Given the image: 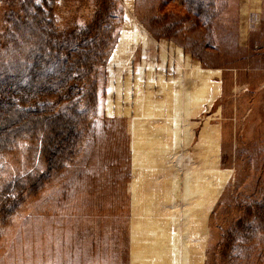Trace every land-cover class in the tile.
<instances>
[{
  "label": "rangeland",
  "instance_id": "1",
  "mask_svg": "<svg viewBox=\"0 0 264 264\" xmlns=\"http://www.w3.org/2000/svg\"><path fill=\"white\" fill-rule=\"evenodd\" d=\"M201 74L222 92L193 114ZM6 95L0 264H264L233 233L264 214V0H0ZM51 114L79 138L41 183Z\"/></svg>",
  "mask_w": 264,
  "mask_h": 264
},
{
  "label": "trees",
  "instance_id": "2",
  "mask_svg": "<svg viewBox=\"0 0 264 264\" xmlns=\"http://www.w3.org/2000/svg\"><path fill=\"white\" fill-rule=\"evenodd\" d=\"M8 95L5 98L0 97V141L9 140L10 137L13 136V133L16 132V126L20 122L18 119H15V116L19 114L20 111H16L13 108L11 109V104L9 99H7ZM50 119H48L49 132L45 138L44 143V158L46 161V170L42 175H37L38 182H44L47 180L52 172L57 170L62 163L64 162V154L69 153L68 156L75 153L77 147V141L79 138V130L78 123L79 119L77 118H66L65 121L60 119V116L55 114L50 115ZM47 126V125H46ZM32 186H35L31 183ZM30 185V186H31ZM262 212V211H261ZM264 212V209H263ZM259 213V212H258ZM257 218L250 224L240 223L235 227V232H239L237 243L240 244L242 242L248 241L256 235L259 231H264V214ZM232 237L228 241V245H230L232 241ZM236 257V255H235Z\"/></svg>",
  "mask_w": 264,
  "mask_h": 264
},
{
  "label": "crops",
  "instance_id": "3",
  "mask_svg": "<svg viewBox=\"0 0 264 264\" xmlns=\"http://www.w3.org/2000/svg\"><path fill=\"white\" fill-rule=\"evenodd\" d=\"M208 74H201L196 76V80L193 81L195 83H191V92L193 94V114L197 111H201L207 106H210L215 99L221 94L222 92V86L220 83H216L215 85L209 84L211 80H209ZM214 78L218 77V75H213ZM200 82V83H199ZM199 83V84H198ZM157 88V87H156ZM136 98V94L134 95V101ZM172 114H173V107H172ZM147 117V116H146ZM148 117L152 118V115H148ZM162 117V116H161ZM159 116V119H161ZM171 118V119H170ZM164 120V118L162 117ZM168 121L171 123V136H172V146H171V153H173V127H172V115L166 116ZM166 128H168V124L166 125ZM220 138H221V129L220 126L217 125H203L199 133L197 135V142L195 143L196 146H200L208 144L209 146L218 145L220 144ZM138 159L140 158V155L138 154ZM149 160H154L152 158V155L149 154Z\"/></svg>",
  "mask_w": 264,
  "mask_h": 264
},
{
  "label": "bare ground",
  "instance_id": "4",
  "mask_svg": "<svg viewBox=\"0 0 264 264\" xmlns=\"http://www.w3.org/2000/svg\"><path fill=\"white\" fill-rule=\"evenodd\" d=\"M243 7V6H242ZM246 13V9H245V7L243 8V11H242V15H244ZM244 23V22H243ZM167 74V73H166ZM166 77L169 79V77H168V75H166ZM157 77H155V78H152V79H149V80H146V81H153V80H155ZM171 78V81H172V77H170ZM173 100V114H176V112H177V109H176V106H175V103H176V100L173 98L172 99ZM171 100V101H172ZM154 105V104H153ZM155 107V106H154ZM153 107V108H154ZM134 108V107H133ZM172 109V108H171ZM153 111H154V109H153ZM134 113V112H133ZM172 114V113H171ZM173 114H172V116H173ZM161 117V116H160ZM159 118V117H158ZM166 118V117H165ZM152 119V118H151ZM155 119V118H154ZM157 119V118H156ZM161 119H162V117H161ZM171 119V118H170ZM172 121H173V117H172ZM137 122V121H136ZM156 122V121H155ZM184 123H185V121H184ZM161 126V125H160ZM171 128V127H170ZM168 129V128H167ZM172 129V128H171ZM170 132V131H169ZM171 133V132H170ZM167 136H168V134H167Z\"/></svg>",
  "mask_w": 264,
  "mask_h": 264
}]
</instances>
